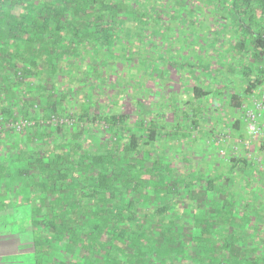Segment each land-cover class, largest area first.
<instances>
[{
  "label": "trees",
  "instance_id": "obj_1",
  "mask_svg": "<svg viewBox=\"0 0 264 264\" xmlns=\"http://www.w3.org/2000/svg\"><path fill=\"white\" fill-rule=\"evenodd\" d=\"M164 62L191 75L174 108L158 102L176 91ZM143 69L167 85L153 104ZM227 82L241 90L219 132L245 138L236 110L264 84V0H0L3 124L34 121L0 134V235L16 248L3 264H264V160L204 128L222 123L207 101ZM116 87L134 117L108 107Z\"/></svg>",
  "mask_w": 264,
  "mask_h": 264
},
{
  "label": "rangeland",
  "instance_id": "obj_2",
  "mask_svg": "<svg viewBox=\"0 0 264 264\" xmlns=\"http://www.w3.org/2000/svg\"><path fill=\"white\" fill-rule=\"evenodd\" d=\"M214 25L217 26L216 24H214ZM223 46L224 47H222V50L226 46H228V44H224ZM133 52H134V50H133ZM149 53L151 54V57L152 58H157V57L160 56L159 55L160 51L159 50H156V49L150 50ZM180 61H182V59ZM161 65L163 66L161 68L162 71H163L161 74L164 75V76L166 75L165 77H171L170 79L169 78H167V79L164 78L165 82H167V81L170 80L169 82H170L171 86H169V89L172 88V89H175L176 91H169V92L166 91L165 93H166V96L169 98V100L164 101L165 100V96H164L162 98L164 100L163 101H158V102H159V104H161V103L162 104H167L168 103V104H170V107L171 108H174V107L177 106V105H175V102H177V104L179 106V103L180 102L183 103L184 100L189 99L188 98L189 96H187V95H189V93H187V95H186V92L183 91L182 89L181 90L180 89H176V86L178 84H181V82L182 83H184V82L187 83L186 85H188L190 83V81H191V75H188V73L190 72L189 71V66H188V69H187L186 66L185 67H183L182 65H179L178 66L179 68H184V69H186L188 71V73L185 76H183L184 79L181 80V82H180V81H178L180 79V76H179L180 74L177 75V74L174 73V75H172L171 73H166L165 72V62L162 63ZM121 67H120V69H123ZM159 70H160V68L158 69V71ZM136 71H137L136 68H132V69H128L127 68L126 75H128V76L125 78V80L126 79H129V76L130 75L135 76L136 73H138ZM144 75H145V69H143V72H141L139 74L138 78H135L134 81L136 82V79H140L141 81H143V83L145 81H147L146 84H147V87L149 88L148 94L150 96L148 97V99H146V101L147 102H150L151 101L150 103L153 104V102L156 99L158 100L160 97L163 96V91L162 90L165 91V87L167 85L165 86V83L164 84L163 83L162 84H158L157 81H156V79L148 78V80H145L147 78V76H144ZM218 83L220 84V82H218ZM173 84L175 86H173ZM140 85H141V82L138 83V87H140ZM130 86L131 87H134L135 86V83L130 84ZM237 86H238V83H236L234 85L231 84V83H228V82H227V85H226V83H224V86H222L221 90H222V92H223V94L225 96L223 98H219L220 96H217L216 95L217 92H215V93H213V95H211V98H210L211 100L207 101L208 106L214 107V108L215 107H218L217 113H219L220 115H223V118H224L223 121H222V123H221V121L218 118H213L211 120V123L209 124V127H207V126L204 127V128H207L208 130L212 131V134L213 135L215 133H218L219 130L223 129V126L225 124H228L229 123V119L227 117H230L232 115V113L230 111L231 108L230 107L228 108V105L225 103L226 100H228L227 97H226V95L227 96H230L229 94L232 92V90L233 91H240L241 89H238ZM141 88L143 89V87H141ZM124 90L125 89L121 90L120 87H116V90H112V92H111L114 95V97L112 99H110V100L107 99L109 97L106 94H103L104 97L102 98V100L103 99H104V101H105V99L109 100L108 107L110 106V107L115 108L116 112H123L124 111L126 113L131 114V117H134V115H135V109H136V105H134L135 102L132 99H130V98H128V97H126V96L123 95L122 91H124ZM139 97H141V96H139ZM113 99L116 100V102H113ZM113 103H116L115 104L116 107L115 106H112ZM222 104H223V106H219V105H222ZM137 107H140V105L137 104ZM232 111L234 112V110H232ZM236 111H237V115H239L240 117H242L243 125H244V128L246 129V123H245V121L243 119L242 114L240 113V111H238V110H236ZM167 115H168V118L169 119H171L170 117H174V115H173L172 112H169ZM204 128L201 127V126H199L198 128L197 127L196 128H193V133H195V135L197 137H199V138L202 137L203 138V139H201L200 144L203 145L204 147H206L207 149L209 148V151H208L209 155H212V157H214L215 156L214 152L216 153V150H210L211 149V142H210L211 138L209 137L210 135L204 133V130H205ZM224 145H225V143H224ZM169 148H171V146ZM173 148H174V146H173ZM188 149H190V147ZM190 150L193 151L194 153L199 154V152H198L199 149L198 148H194V149H190ZM196 156H197L196 157L197 159H200V157H198V155H196ZM218 156L220 157V155H218ZM194 164L196 165L195 162H194ZM0 221H3V217H1ZM2 225H3V223L0 224V230L3 229L2 228ZM17 229H18V227H15V230H17ZM23 241L25 242V240H23ZM12 242H14L12 238H5L2 235H0V264H3V251H5L6 253H12V252H14L16 250V248L12 244ZM25 245L26 244H23V246H25ZM24 253H28V252H19V255H21L23 258H27V255L26 254L24 255Z\"/></svg>",
  "mask_w": 264,
  "mask_h": 264
},
{
  "label": "built area",
  "instance_id": "obj_3",
  "mask_svg": "<svg viewBox=\"0 0 264 264\" xmlns=\"http://www.w3.org/2000/svg\"><path fill=\"white\" fill-rule=\"evenodd\" d=\"M247 97L242 106V116L246 123L247 136L245 138L235 136L233 131L227 128L217 133V142H230L234 152H238L243 148L248 149L250 155H258L256 157L257 161L261 162L264 160V147L260 150L261 144L264 145V84L249 92ZM63 121L61 120V122ZM33 123L34 121L27 119L16 121L10 119L6 124H3V114L0 113V134H3L5 128L22 131ZM219 155L220 157L226 156L227 150L221 149Z\"/></svg>",
  "mask_w": 264,
  "mask_h": 264
}]
</instances>
